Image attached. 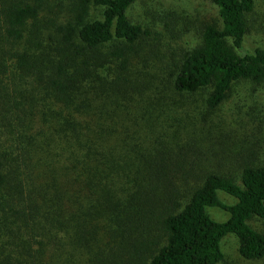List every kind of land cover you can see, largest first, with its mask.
Returning a JSON list of instances; mask_svg holds the SVG:
<instances>
[{
  "label": "trees",
  "instance_id": "1",
  "mask_svg": "<svg viewBox=\"0 0 264 264\" xmlns=\"http://www.w3.org/2000/svg\"><path fill=\"white\" fill-rule=\"evenodd\" d=\"M44 1L0 0V264H66L73 257L68 239L88 247L98 219L115 204L116 187L126 191L131 184L132 203L159 235L149 229L126 253L119 245L120 253L98 251L93 264H218L229 234L243 259H262L264 235L250 222L264 219V161L252 152L235 179L184 171L157 154L137 168L144 176L131 177L112 156L123 146L108 145L109 130L98 128L104 114L83 98L95 69L118 60L124 71L133 45L148 34L129 17L140 0H92L102 8L97 20L89 19L91 0H72L69 16L41 31ZM206 1L214 17L176 65L173 89H209L205 104L214 110L235 83H264V48L243 52L253 0ZM106 47L107 54L98 53ZM219 192L235 203H223ZM207 207L228 219L212 220ZM135 230L141 237L144 229Z\"/></svg>",
  "mask_w": 264,
  "mask_h": 264
},
{
  "label": "rangeland",
  "instance_id": "2",
  "mask_svg": "<svg viewBox=\"0 0 264 264\" xmlns=\"http://www.w3.org/2000/svg\"><path fill=\"white\" fill-rule=\"evenodd\" d=\"M71 1L45 0L39 9L40 30H54L52 22H63L69 16ZM253 1V10L247 16L245 53L256 47L264 48V0ZM213 13V7L206 0L136 2L129 10V17L146 27L148 34L133 45L126 69H120L118 60H110L84 82L88 94L83 98L90 109L104 114L97 124L98 128L109 130L107 144L123 146L112 156L121 168L126 164L125 172L129 176H144L137 168L144 159L157 154L172 165L181 163L184 171L193 169L194 173L212 172L235 179L239 178L240 162L252 152L257 160L264 161V83H235L228 98L214 110L205 104L209 89L194 94H178L173 89L176 65L186 51L199 44L201 26L214 17ZM101 17L102 8L94 6L91 0L89 19ZM108 49H100L98 53L107 54ZM120 188L116 187L112 210L98 219L95 240L88 247L68 239L65 249L73 257L69 256L66 264H93L98 251L104 256L109 250L120 253L118 245L126 253L131 240L145 239L149 229L159 235L154 231L155 224H147L140 206L132 203L131 193L127 192L136 190L133 184L126 191ZM218 195L227 205L235 203L234 198L222 192ZM206 212L216 222L229 217L219 208L207 207ZM250 224L264 235V219H253ZM136 228L144 229L141 237ZM107 230L116 233L110 234ZM220 246L224 258L218 264H264V257L243 259L238 253L235 235L225 236Z\"/></svg>",
  "mask_w": 264,
  "mask_h": 264
}]
</instances>
